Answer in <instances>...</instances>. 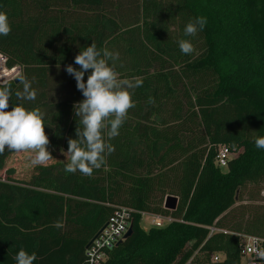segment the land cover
<instances>
[{
    "label": "trees",
    "instance_id": "1",
    "mask_svg": "<svg viewBox=\"0 0 264 264\" xmlns=\"http://www.w3.org/2000/svg\"><path fill=\"white\" fill-rule=\"evenodd\" d=\"M0 11L11 25L0 36L5 66L20 67L37 93L34 101L13 94L10 109L40 110L51 153L77 138L73 105L84 97L66 67L79 70L83 48L94 41L118 52L119 77L143 81L108 140L114 152L92 176L66 173L68 161L35 166L28 180L12 169L0 176V264H16L21 248L36 254L33 264H88L87 245L120 208L133 211L132 234L99 264H206L213 254L215 264H241L237 234L264 237V206L233 209L264 177V149L254 143L264 136V0H0ZM199 16L205 28L186 37ZM218 146L236 153L224 168ZM12 153L0 154V171ZM167 195L178 199L173 210ZM137 212L176 220L144 230Z\"/></svg>",
    "mask_w": 264,
    "mask_h": 264
},
{
    "label": "clouds",
    "instance_id": "2",
    "mask_svg": "<svg viewBox=\"0 0 264 264\" xmlns=\"http://www.w3.org/2000/svg\"><path fill=\"white\" fill-rule=\"evenodd\" d=\"M207 24L203 16L190 19L184 28L186 37H195ZM11 25L7 13L0 11V36H8ZM182 54L194 51L193 44L187 39L178 41ZM119 53L98 48L93 41L83 48L74 58L79 70L71 64L66 72L73 76L84 99L73 105L77 118L75 139H68V163L66 173L79 171L83 176L90 177L94 170L106 163V154L114 152V146L108 142L119 135V130L127 119L130 109L135 107L133 94L142 86L139 78H120L116 71ZM90 72L85 81V73ZM22 85L14 93L9 86L0 87V154L7 149L10 152L29 153L34 166H46L53 159L48 149L49 137L45 132L43 114L39 109H27L22 103L13 105L10 100L14 94L18 101H34L36 91L32 82L24 77L19 78ZM148 103L154 104L149 97ZM10 109V110H9ZM105 134L107 140L105 139ZM256 148L264 149V136L254 139ZM63 152V149H61ZM16 264H33L37 259L35 253L29 254L23 248L13 257Z\"/></svg>",
    "mask_w": 264,
    "mask_h": 264
},
{
    "label": "built area",
    "instance_id": "3",
    "mask_svg": "<svg viewBox=\"0 0 264 264\" xmlns=\"http://www.w3.org/2000/svg\"><path fill=\"white\" fill-rule=\"evenodd\" d=\"M7 70V71H5ZM10 71V72H9ZM13 80L20 74V67L15 66L7 69L5 66V57L0 54V72L11 73ZM4 83V82H0ZM236 153L229 151L226 146L216 147V163L220 168H224L227 159L233 158ZM133 211L125 208L117 209L114 214L109 218L103 230L94 239L91 245L87 248L86 254L88 257V264H99L104 258V250L111 248L123 239L124 234L127 232L130 225V218ZM140 214V222L147 220L149 227H161L166 223L175 221L176 219L171 216L156 215L147 212H137ZM181 221V220H179ZM210 232L215 229L209 228ZM225 232V231H223ZM241 240L240 244V257L241 264H261L264 262V237L255 235L237 234ZM221 259L219 254H213L210 261L206 264H215Z\"/></svg>",
    "mask_w": 264,
    "mask_h": 264
},
{
    "label": "rangeland",
    "instance_id": "4",
    "mask_svg": "<svg viewBox=\"0 0 264 264\" xmlns=\"http://www.w3.org/2000/svg\"><path fill=\"white\" fill-rule=\"evenodd\" d=\"M7 71V70H5ZM10 72V71H9ZM11 73L0 72V82H6L12 79ZM66 151L56 150L52 154L53 159L49 160L47 164L61 161H68ZM30 154L24 152H13L10 154L4 163L3 169L0 171V176L4 177L7 169L13 170L12 177L17 180H28L34 171V165L31 164L29 159ZM253 198V199H251ZM241 206H246L248 209L254 211L255 209L264 206V177L256 183L246 185L242 190L240 200L233 206L234 211H238ZM247 217V216H246ZM144 230H148L149 226L147 220L140 222Z\"/></svg>",
    "mask_w": 264,
    "mask_h": 264
},
{
    "label": "water",
    "instance_id": "5",
    "mask_svg": "<svg viewBox=\"0 0 264 264\" xmlns=\"http://www.w3.org/2000/svg\"><path fill=\"white\" fill-rule=\"evenodd\" d=\"M21 77L20 74H18L13 81L14 82H18L19 78ZM177 202L178 199L176 196L173 195H167L165 197L164 200V208L169 209V210H173L176 208L177 206ZM105 227V225L99 230V232L94 236V238L89 242V244L87 245V248L91 245V243L94 241V239L100 234V232L103 230V228ZM132 234V224L129 225L127 232L124 234L123 239L120 240L117 244L121 243L123 240H125L126 238H128L130 235Z\"/></svg>",
    "mask_w": 264,
    "mask_h": 264
}]
</instances>
